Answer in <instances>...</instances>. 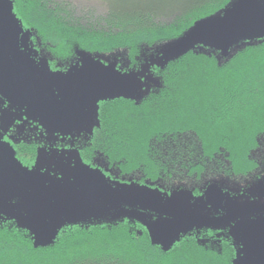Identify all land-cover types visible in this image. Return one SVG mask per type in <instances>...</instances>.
Returning a JSON list of instances; mask_svg holds the SVG:
<instances>
[{
	"label": "trees",
	"instance_id": "16d2710c",
	"mask_svg": "<svg viewBox=\"0 0 264 264\" xmlns=\"http://www.w3.org/2000/svg\"><path fill=\"white\" fill-rule=\"evenodd\" d=\"M11 1L35 53L55 71L66 70L77 50L95 60L105 53L106 63L125 51L129 69L137 68L152 47L176 41L230 6L228 0ZM78 2L97 8L80 14ZM152 71L160 86L140 101L100 104L84 161L99 151L123 173L141 170L152 181L183 169L204 189L221 186L226 171L251 183L262 166L251 158L264 135V41L236 47L229 57L215 48L189 50ZM226 160L230 170L223 168ZM201 239L190 233L164 251L147 227L121 222L67 226L54 243L37 246L28 230L0 219V264H235L232 243Z\"/></svg>",
	"mask_w": 264,
	"mask_h": 264
},
{
	"label": "water",
	"instance_id": "95a60500",
	"mask_svg": "<svg viewBox=\"0 0 264 264\" xmlns=\"http://www.w3.org/2000/svg\"><path fill=\"white\" fill-rule=\"evenodd\" d=\"M255 1L238 0L235 6H229L224 11L226 18L221 23L203 27L199 32L185 39L187 50L183 53L192 50L191 47L196 42L207 40L221 52L223 57H227L226 40L228 37L254 34L234 31L232 27L234 22L250 21L257 28L264 29V12L258 13ZM221 14L223 15V13ZM25 33L28 35V32H25L14 15L13 2L0 0V80L6 91L15 99L28 101L54 124L63 125L67 120H73V118L76 121H84L85 117L79 107L81 94L85 89H95L100 86L96 77L99 69L102 68L97 65L100 62L91 56L93 61L90 59V67L83 69L75 79L70 99L63 102L62 105L58 104L48 93L41 79L16 58L18 41L25 37ZM256 36L259 39L263 38ZM248 44H252V42ZM0 171L7 181L21 188L20 200L12 202L8 194H6L5 199L0 200V219L2 215L7 219L5 213H18L17 217L7 220L15 221V224L21 223L22 226L17 225L28 230L34 236L37 246H48L54 243L59 232L66 227L64 224L68 226L84 224L99 212L117 205L139 208L170 219L168 220L170 226L164 231L148 228L153 244L161 246L164 251H169L180 239V233L190 227L218 228L234 223L232 217L236 214L245 218L250 214H264V206H261L235 212L224 218H204L182 211L171 203L164 206L158 202H153L150 196L146 194L142 197L119 196L115 193L126 191V189L105 186L103 174L88 167H84L80 173L78 187H74L73 190L66 193H60L52 187H47L43 180L42 183L39 180L36 182L24 178L21 173L3 159L0 160ZM27 192L34 193L35 201L27 196ZM206 196L214 208L220 209L219 203L223 194L217 185L210 186ZM29 210L34 211L29 212ZM234 235L240 242V234L234 232ZM245 236L252 246L250 257L246 261H235V264H264V229L256 235L245 234Z\"/></svg>",
	"mask_w": 264,
	"mask_h": 264
},
{
	"label": "rangeland",
	"instance_id": "374dc122",
	"mask_svg": "<svg viewBox=\"0 0 264 264\" xmlns=\"http://www.w3.org/2000/svg\"><path fill=\"white\" fill-rule=\"evenodd\" d=\"M82 3L83 2L74 3L76 4V7L78 8L77 10L80 14H84L89 9L97 8L96 4L94 3ZM255 3L258 13L261 14L262 12H264V0H256ZM224 18H226L225 12H223V15L218 14L206 17L203 20L199 21L197 25L192 26L191 29L185 32L184 35L176 41H167L166 45L165 43L155 45L154 48H151L152 51L149 52L148 55H145L143 62L137 68L129 69L128 61L126 63L125 51L113 54V56L110 57V60L107 63L101 60V58L106 57L105 53H99V56L97 57V60H99L96 61L100 62L101 64L97 63V65H100L102 68H107L113 73H118L121 76L131 75L135 78H138L139 83L143 84L144 87L139 91H126L123 89L111 87H104L102 89H85L82 91L79 104L80 110L83 112L85 120L79 122L67 120L63 125L59 126L58 129H55L54 132H58L60 135L69 134L71 137H77L79 135L76 134H81V137L87 139L92 138L96 128L100 125L99 106L102 102L114 100L117 98H130L140 101L151 90L158 89L160 86V80L153 74L152 70L156 66L164 68L170 61L174 60L176 57L186 51L187 45L185 39L199 32V30L203 27H209L221 23ZM89 21L91 22V20ZM34 33L35 31L33 30V34ZM240 36H243V39H240ZM31 38L32 35L30 33H28V35L25 33V37L23 39L21 38L18 41L17 45H19V48L17 47L18 50L16 49L18 61L41 79L48 93L56 103L62 104L63 102H67L71 97L76 77L80 72L83 71V69L90 67V59L93 61L94 57L92 56V58L89 54L77 50L75 53V58L69 64L66 70L53 71L49 68L50 66L46 58L41 57V59H36V56L39 55H36L35 50L31 46ZM262 40H264V37L262 39H259L254 34L232 35L226 40L228 46V52L226 56L229 57L236 47L246 45L251 42H259ZM204 48L213 49L215 47L207 40L198 41L191 47V49L195 51H202ZM20 49H22L23 51H21ZM122 66H124V71L122 70ZM57 93H59V95H57ZM3 118L4 120L2 122V125L3 127H5L10 122L11 114H5L3 115ZM256 150L257 151H255L254 154H258V157L256 158L261 161V163H257L256 167L262 165L260 166V170L255 171L254 169V180L251 181V183L247 184L249 190H247L246 192H243L241 194L239 193L238 195L223 194L220 205L225 210L238 211L264 206V147H261L259 151L258 149ZM58 155L61 157L58 158L54 153L45 154L48 160H44L45 156L41 153V160L39 161V163H49L47 164L48 166L50 165L55 168L54 172L49 171L48 177L50 179L47 178V180L50 182L47 184V186L58 190V192L60 193H66L70 190H73L74 187H78L80 183V173L82 172V168L85 167V165L81 161L80 157L78 159V157H76V155L74 156L72 153L67 157V159L62 156L63 153H60ZM59 174H62L63 176L59 177ZM54 175L56 178L53 177ZM234 183L235 182H232L230 184L233 185V188L234 186L239 185ZM116 188H124L126 190L132 189L135 192L131 194V196L134 197H142L145 194L149 195L151 201L153 202H158L160 204L164 203V206H168V203H171L174 207L182 209V211L195 216L204 218L212 217V209H208V205H211V202L208 200L206 194L198 196V194H194L190 190L187 191L180 189H174L171 192L166 190L164 192H160L159 190L153 189L151 187L139 185L137 184V182L130 183L126 186H117ZM168 192L171 193V196H169ZM250 203L255 204L245 207ZM4 215L7 217V219H13V217L18 216V213H5ZM258 217L259 219L257 223L251 228H248L245 234L256 235L260 230L264 229V214H260L258 215ZM161 218L163 217L139 208L127 205H117L99 212L93 218L87 220L83 225L117 224L121 222H130L133 224H141L149 229H152V225L157 224L161 220ZM246 220L247 218H245V221ZM17 224L19 226H22V224L19 222H17ZM231 224L232 225L228 228V236L238 247L240 242L234 235V232L237 233V231L234 227V224ZM65 226L67 227L68 225L64 224V227ZM193 229L194 228L190 227L184 230L182 232V236L190 233H194L198 236V232ZM214 236L220 238L221 235L220 233H216ZM239 256L240 250L238 247L236 260L239 258Z\"/></svg>",
	"mask_w": 264,
	"mask_h": 264
},
{
	"label": "flooded vegetation",
	"instance_id": "af4514ba",
	"mask_svg": "<svg viewBox=\"0 0 264 264\" xmlns=\"http://www.w3.org/2000/svg\"><path fill=\"white\" fill-rule=\"evenodd\" d=\"M16 49L18 50L17 47ZM36 59L37 60L41 59V57L36 56ZM0 101H2V103H0V160L1 159L5 160L22 175L27 171L35 172L37 170V175L34 177L27 178L23 175L24 178L26 179H30L32 181L35 180L36 182H38L39 180L42 183L44 181L46 183L45 185L47 186V184L50 182L47 180V178L50 179L48 177L49 171L54 172L55 168L50 165L48 166L47 164L49 163H44V164L39 163V161L41 160V156H40L41 153L44 154V156L45 154L54 153L58 158L61 157L58 154L63 153L62 156H64L65 159H67V157L70 156L72 153L74 156L76 155L78 159L79 157L81 158V161L84 163L85 167H88L91 170L102 173L105 178V186H108L110 188L113 187L116 188L117 186H122V185L126 186L129 185L130 183L137 182V184L139 185H145L153 189L159 190L160 192L161 191L164 192L165 190L171 192L174 189L176 190L180 189L187 191L190 190L194 194H198V196H201L206 194V192L208 191L209 187L208 188L206 187L205 189L203 187H200L198 183H196L197 179L195 178V176L193 177V179H190V177L185 175L186 173L183 171V169H178L176 173L173 174L172 177L168 176L167 174H164L163 172L160 174L161 176L157 180L152 181L151 179L146 178L141 170L136 172L131 171L130 173H123V171L120 170V168L116 164L111 165L110 163H108L106 161L107 159L103 158V156L100 154L99 151L89 152L88 153L89 162H85L82 157L83 154H85L86 149H89L87 147L90 145L91 138L87 139L81 137L80 136L81 134H76L79 135L77 137L74 136L71 137L69 134L60 135L58 132H54V130L58 129V127L61 125H57L50 122L42 113L37 111L28 101L23 99L22 100L15 99L14 97H12L6 91L1 80H0ZM7 113L11 114L10 122L7 126L3 127L2 125V122L4 120L3 115ZM72 121L75 122L76 120L73 118ZM94 135L95 133L93 134L92 137H95ZM257 155L258 154L253 153L252 158L258 157ZM44 160H48L46 156ZM229 165H230L229 161L226 160L223 168L230 170ZM40 166L43 167L41 168ZM37 168L40 169L39 173ZM168 169H175V168L168 167ZM58 176L62 177L63 175L59 174ZM53 177H55V175ZM241 178L243 177L236 178L234 175H229V173L226 171L225 174L222 175L221 177L223 183L221 186L219 185L220 187L218 186V188L219 189L221 188L220 190L222 194L238 195L239 193L241 194L243 192H246L247 190H249V187L247 186L248 182H245ZM232 182H235L234 184H239V185L234 186L233 188V185H230ZM20 190H21L20 187H17L14 183L7 181L3 177L0 171L1 201L6 198V194L9 195L10 200L12 202H16L20 200V195H21ZM27 196L35 201L34 193L27 192ZM161 204L163 205L164 203ZM219 208L220 209L214 208L212 204L208 205V209H212L211 218L214 219L224 218L230 216V214L232 213L242 211V210H238V211L225 210L220 205V203H219ZM213 209L216 211H214ZM33 211L34 210H29V212H33ZM1 217H2L1 219H5L3 215ZM163 218L170 220L166 217ZM13 222L15 223V221ZM231 225L232 224H229L218 228L195 227L193 230H196L198 232V236L204 237V239H201L202 242L216 245L217 243L216 241L219 239L220 241H226L232 243L236 247V249H238L237 245L228 236V230H229L228 228ZM222 229H224L225 231ZM216 233H220L221 235L220 238L214 236ZM192 234L194 236H197L194 233ZM180 235L182 236V233H180Z\"/></svg>",
	"mask_w": 264,
	"mask_h": 264
},
{
	"label": "snow or ice",
	"instance_id": "6c2138e0",
	"mask_svg": "<svg viewBox=\"0 0 264 264\" xmlns=\"http://www.w3.org/2000/svg\"><path fill=\"white\" fill-rule=\"evenodd\" d=\"M230 6H235L236 3H238V0H228ZM233 30L240 33H254L255 35L264 37V29L257 28L253 23L249 22H234L232 24ZM240 39H243V36L239 37ZM19 48V45H17ZM23 51L22 49H20ZM97 79L100 83V86L95 88H104V87H111V88H118L123 89L126 91H139L141 88L144 87L143 84L139 83L138 78H135L131 75L127 76H121L118 73H113L107 68H100L97 73ZM59 95V93H57ZM2 103V101H0ZM257 149L264 147V135H261L259 137V142L256 145ZM41 168L43 166H40ZM38 173L40 171L39 168ZM23 175L27 178H31L37 175V170L35 172L27 171L26 173H23ZM62 180V178H61ZM135 191L132 189H127L123 192L115 193L116 195H131ZM169 196H171V193H169ZM255 203H250L249 205H246L245 207H248L250 205H253ZM259 217L257 214H250L247 217V220L245 221V217L242 215H233L232 221H234V227L236 231L240 234L241 240L240 244L238 245L240 250V256L236 260L246 261L250 257V253L252 251V246L250 241L246 238L245 233L248 228H251L254 226ZM170 226L169 221L167 219L161 218V220L157 223L152 225L154 229H159L160 231L166 230Z\"/></svg>",
	"mask_w": 264,
	"mask_h": 264
}]
</instances>
